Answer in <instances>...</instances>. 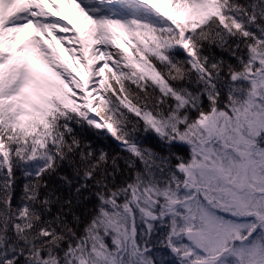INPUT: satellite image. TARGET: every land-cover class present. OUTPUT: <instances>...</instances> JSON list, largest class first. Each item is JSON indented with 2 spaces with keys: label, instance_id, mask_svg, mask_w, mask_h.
Here are the masks:
<instances>
[{
  "label": "rangeland",
  "instance_id": "rangeland-1",
  "mask_svg": "<svg viewBox=\"0 0 264 264\" xmlns=\"http://www.w3.org/2000/svg\"><path fill=\"white\" fill-rule=\"evenodd\" d=\"M139 1L179 26L185 32L186 47L197 58L192 39L197 29L218 15L238 28L223 0ZM93 2L0 0L1 123L8 124L25 143L33 144L40 157L46 154L57 106L67 104L68 87L60 60L76 68L79 81H86L84 94L92 102L91 109L103 115L108 130L127 141L132 134L113 89V81L120 83V79L104 49L109 44L129 48L137 43L162 61L157 49L160 36H176L174 29L99 12ZM253 46L246 76L236 75L230 84L231 116L212 111L178 133L191 150L187 162L175 158L174 163L135 149L143 167L142 186L130 191L126 204L102 212L84 248L66 252L63 263L50 251L45 250L41 257L31 250L25 252L30 264H189L210 260L230 245H247L240 239V207L260 213L263 203H258L254 192L243 189L246 184L240 177L247 173L251 185L260 176L264 178V147L257 144L260 137L264 140V39H255ZM199 61L201 73L205 61ZM214 74L209 67L208 75ZM205 81L213 100L215 86ZM149 119L156 129L158 123ZM42 167L43 162L38 161L33 173ZM234 203L241 205L238 210H225ZM22 223L21 217L20 231L24 230ZM188 231L197 232L203 252L184 241ZM240 253L239 248L220 262L243 261ZM183 254L191 258L181 260Z\"/></svg>",
  "mask_w": 264,
  "mask_h": 264
},
{
  "label": "trees",
  "instance_id": "trees-1",
  "mask_svg": "<svg viewBox=\"0 0 264 264\" xmlns=\"http://www.w3.org/2000/svg\"><path fill=\"white\" fill-rule=\"evenodd\" d=\"M92 1L99 12L174 29L176 36H160L162 61L137 43L104 49L120 79L113 81L115 102L122 107L130 140L108 130L84 94L86 81H79L76 68L63 60L67 104L57 106L51 120L46 154L38 156L33 144L0 119V264H30L25 252L31 250L41 257L50 251L63 263L66 252L84 248L102 212L121 208L130 191L142 186L143 167L135 149L187 162L191 150L178 133L212 111L231 116L232 78L246 76L254 40L264 39V0H223L238 28L218 15L197 29L192 39L198 58L186 47L185 32L143 2ZM200 58L205 61L201 73ZM211 66L213 77L208 75ZM203 78L215 86L213 100ZM149 117L158 123L156 129ZM38 161L43 167L34 174Z\"/></svg>",
  "mask_w": 264,
  "mask_h": 264
},
{
  "label": "flooded vegetation",
  "instance_id": "flooded-vegetation-1",
  "mask_svg": "<svg viewBox=\"0 0 264 264\" xmlns=\"http://www.w3.org/2000/svg\"><path fill=\"white\" fill-rule=\"evenodd\" d=\"M259 147H264V140H260ZM246 168V167H245ZM243 169V168H242ZM260 174L263 173V168L261 169V171L259 172ZM241 180L245 181V186L243 187V189L245 190H249L254 192L256 195H258V203H260V201L263 203V207L261 209L260 213L257 212H252V211H246V207L245 209H243V206H241L239 203H234L231 205H227V209L225 210H229V211H236L239 209H242V213H238L239 218H240V222H241V235H240V239L242 240L243 243H247V245H243V246H227L224 251L214 257V258H210V260H215V262H213V264H222L220 261L221 259H223L224 257H227L228 255H233V253L237 252V250L240 248L241 250V258H243V261H224L223 264H264V178L263 177H259L258 181L256 182V185H251L248 181L247 178V173L246 176L240 177ZM237 181L239 180L238 178H235ZM235 181V180H233ZM236 182V181H235ZM251 185V186H250ZM224 220H222L223 222ZM253 243V244H251ZM199 251V250H198ZM204 250L200 251L203 252ZM177 251L174 250V255L177 256ZM191 258L190 254H185V255H181L180 259L181 260H189ZM207 261V260H206ZM206 261H199V260H193L191 262H189V264H195V263H203Z\"/></svg>",
  "mask_w": 264,
  "mask_h": 264
},
{
  "label": "water",
  "instance_id": "water-1",
  "mask_svg": "<svg viewBox=\"0 0 264 264\" xmlns=\"http://www.w3.org/2000/svg\"><path fill=\"white\" fill-rule=\"evenodd\" d=\"M184 239L185 241L192 243L198 250L200 251L203 250L202 241L196 232H193V231L186 232L184 234ZM213 262H215V260H209L207 262L195 263V264H213Z\"/></svg>",
  "mask_w": 264,
  "mask_h": 264
}]
</instances>
